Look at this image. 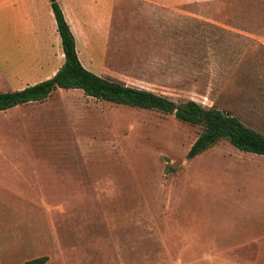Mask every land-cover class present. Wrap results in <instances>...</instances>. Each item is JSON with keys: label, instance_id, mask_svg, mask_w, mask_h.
<instances>
[{"label": "rangeland", "instance_id": "374dc122", "mask_svg": "<svg viewBox=\"0 0 264 264\" xmlns=\"http://www.w3.org/2000/svg\"><path fill=\"white\" fill-rule=\"evenodd\" d=\"M111 2L114 23L142 27L138 0ZM152 21L115 34L103 70L86 68L229 111L264 135V0ZM200 131L76 88L0 110V264H215L196 260L219 249L264 264V155L221 139L187 158Z\"/></svg>", "mask_w": 264, "mask_h": 264}, {"label": "crops", "instance_id": "0c3cea01", "mask_svg": "<svg viewBox=\"0 0 264 264\" xmlns=\"http://www.w3.org/2000/svg\"><path fill=\"white\" fill-rule=\"evenodd\" d=\"M56 1L74 37L81 64L86 68L97 63L101 65L98 68L103 70L102 56L107 52L108 41L115 34L121 35L128 29L122 19L113 22L111 0ZM138 1L140 9L136 12L140 14V21H143L142 27L128 30L140 33L149 27L152 20L166 17L190 4L212 0ZM97 54H100L101 61L95 57ZM62 59L64 60L61 40L49 0H0V91L21 89L52 77L62 64ZM184 244L190 246L188 242ZM230 246L233 247L232 242ZM224 250L213 251L215 255L208 251L207 254L199 255L196 261L237 264L235 256L224 255Z\"/></svg>", "mask_w": 264, "mask_h": 264}, {"label": "trees", "instance_id": "16d2710c", "mask_svg": "<svg viewBox=\"0 0 264 264\" xmlns=\"http://www.w3.org/2000/svg\"><path fill=\"white\" fill-rule=\"evenodd\" d=\"M49 1L61 40L63 63L50 78L21 89L0 91V110L33 101H43L58 88H76L81 89L86 96L115 104L156 109L171 113L183 122L199 125L201 131L188 149L187 158L196 156L221 139L228 140L242 151L264 155V135L245 126L229 111L206 107L192 99L177 103L151 90L127 85L86 69L78 59L74 37L58 2ZM46 260V256H38L24 260L20 264H45Z\"/></svg>", "mask_w": 264, "mask_h": 264}]
</instances>
